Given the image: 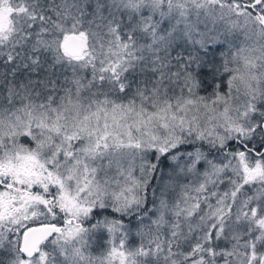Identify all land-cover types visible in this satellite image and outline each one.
Here are the masks:
<instances>
[{
  "label": "snow or ice",
  "instance_id": "snow-or-ice-1",
  "mask_svg": "<svg viewBox=\"0 0 264 264\" xmlns=\"http://www.w3.org/2000/svg\"><path fill=\"white\" fill-rule=\"evenodd\" d=\"M0 264H264V0H0Z\"/></svg>",
  "mask_w": 264,
  "mask_h": 264
}]
</instances>
